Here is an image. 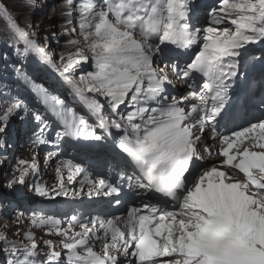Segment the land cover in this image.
I'll use <instances>...</instances> for the list:
<instances>
[{
    "label": "snow or ice",
    "instance_id": "6c2138e0",
    "mask_svg": "<svg viewBox=\"0 0 264 264\" xmlns=\"http://www.w3.org/2000/svg\"><path fill=\"white\" fill-rule=\"evenodd\" d=\"M24 6L34 5L24 0ZM59 7L62 34L79 37L67 41L71 51L49 52L32 25L21 27L2 3L0 24L7 45L55 74L58 86L87 113L86 118L25 76L58 122L55 142L83 139L109 151L116 180H93L81 163L64 160L55 168V186L36 184L34 191L50 199L103 195L120 205L127 182L130 193L151 202L105 219L73 213L66 217L67 227L56 215L33 213L23 236L18 227L0 230L7 264H264V99L255 121L220 131L233 122L227 101L239 75V57L250 45H264V0H215L203 23L197 0H61ZM74 13L76 26L70 28ZM189 52L183 66L164 58ZM252 59L264 62V54ZM86 63L91 70L78 71ZM168 69L192 90L166 103V85L172 84ZM197 80L199 91L188 83ZM189 99L197 103L183 106ZM21 111L28 108L20 99L7 98L0 108V133ZM33 115L40 131L32 144L49 143L43 138L49 124ZM213 154L223 158L219 164L197 163ZM56 155L49 152L45 164ZM18 165L5 185L10 192L36 172V156ZM77 182L80 187L70 192L67 185ZM16 211L19 225L25 215ZM31 229H46L45 237L61 239H43L41 248Z\"/></svg>",
    "mask_w": 264,
    "mask_h": 264
},
{
    "label": "rangeland",
    "instance_id": "374dc122",
    "mask_svg": "<svg viewBox=\"0 0 264 264\" xmlns=\"http://www.w3.org/2000/svg\"><path fill=\"white\" fill-rule=\"evenodd\" d=\"M0 3L5 5L8 9H10L13 12L12 15L20 22L21 25L26 26L27 24L30 23L33 27V30L34 31L37 30L36 31L37 36L42 38L44 41H45V37H47V42H45L47 47H49V44L47 43H49V39L54 30L59 31L57 37H60V33L62 32V27L64 24V18H62L60 13L58 12L53 13L54 8L50 0H32V4L34 5L33 7H25L24 0H0ZM197 4L199 6L198 14L200 16L201 23H203L204 15H205V14L203 16L201 15L203 9L209 10L210 7H213L215 5L203 4L201 1H198ZM30 13H32V15H30ZM52 17L61 19L60 24L54 28L48 26L49 19H51ZM75 26H76V21L74 18L73 25H69V27L71 28ZM41 30H43L44 32L43 34H41L40 32ZM78 31L79 29L77 27V32ZM62 37L63 39H68L70 35H63ZM75 38L78 39L79 37L76 36ZM254 52L255 54L258 53V51H254ZM15 58L19 63L22 60V58H20L18 54L15 55ZM259 63H263V62L259 61ZM87 64L88 63H86V66L89 65L87 67V71L91 70L90 63L88 65ZM48 74L50 73L38 68L37 65H34L29 69L28 75L35 82H38L39 79L44 80L41 85L42 86L46 85L47 86L46 89H48L50 93L55 95L57 91L54 90V87L57 85V82L55 79L53 80L51 79L52 74H50V76H48ZM0 86L2 87V90H0V108L4 107L7 98H18L27 106L28 108L27 113L28 116L30 117L28 124L26 125L22 124V122L18 120L20 115L16 116L15 119H12V122L7 126L8 130L12 129V136L10 139L6 141L5 147L0 149V179H1L0 198L2 199L3 202L12 203V208L9 213H6V211L3 209L0 210V212L2 213V217H4V219H0V230L12 232L15 228L18 227L20 229V235H22L26 231V229H28V227L26 226L25 223L16 225L14 221L16 219V214H17L16 210L22 212L23 210H25L26 204H31L27 200V196L31 195V190L30 188H28L29 187L28 185L30 184L32 185L34 183L42 184V185L46 184L47 180L42 178L41 175L37 173L39 172L40 174L41 173L44 174L43 176L49 175L51 176L50 178H54L55 168L57 167V164L61 161L69 160L71 158V155L75 157L76 153L70 154V149L67 147V145L64 143L63 140L59 141L58 143L55 142L56 137L54 132L57 131L58 126L56 123L54 124L53 121L48 120V118L44 113V111H46L44 106H42L41 103L31 95L33 93L34 96L37 97L36 93L32 91L29 85H27V89L32 93H29V91L26 88L22 87V85L18 82V80L14 78L9 80H5L4 78L0 79ZM68 102L66 101V104L68 107H70L69 106L70 101ZM21 113L22 112H20V114ZM79 113L82 114L81 112ZM33 114L41 115V117L44 120H46V122L50 125L47 129H45L44 137H43L44 139L48 140L49 143L39 146H34L32 144V140L35 138V135L38 134L40 131V125L35 121ZM3 134L4 133L0 134V138L2 137ZM78 143H81V140H78ZM49 152L57 153V155L53 157V159L48 160L46 165L45 160ZM33 155L36 156V163L38 166L36 172L26 177L25 185L16 186V187L18 186L20 187L19 190L10 192L5 185L7 184L8 180L12 179L14 169H16L19 166L18 161L23 160V161H28L30 163L32 162ZM74 163H80V162L76 161ZM46 167L49 168L50 174L47 170H45ZM15 174L19 175V172H16ZM46 177L48 178V176ZM19 192L22 194L18 195ZM65 201L70 202L72 200L66 199ZM42 204L44 205L43 207L46 210L45 214L47 215L55 214V211L58 208L64 209L66 207V205L62 203V200L42 202ZM33 233L35 237H40L41 241L43 239H50L42 235L41 231L40 233H35V232ZM9 237H11V239L16 238L15 235H9ZM8 259L9 257L6 254H4L2 251H0V264H7Z\"/></svg>",
    "mask_w": 264,
    "mask_h": 264
},
{
    "label": "trees",
    "instance_id": "16d2710c",
    "mask_svg": "<svg viewBox=\"0 0 264 264\" xmlns=\"http://www.w3.org/2000/svg\"><path fill=\"white\" fill-rule=\"evenodd\" d=\"M50 2H52L53 4V8L55 9V11H53V13H61V7H59L60 3H61V0H50ZM8 9V8H7ZM8 11L12 14L13 12L8 9ZM30 12V11H29ZM30 15H32V13H30ZM57 15V14H56ZM74 15V18L77 16L76 13L73 14ZM59 17V16H58ZM60 18H56V17H52L51 19H49V24L48 26L50 27H56L60 24ZM76 21V20H75ZM20 24V22H19ZM21 27H24L23 25L20 24ZM37 31V30H36ZM41 34H43V30L40 31ZM59 31L58 30H54L53 33L51 34V37L49 39V47H47V45L45 44V41L40 38L39 36H36L35 38L38 39V41L47 48V50L51 53H53L54 55L56 54H60L64 51H71L73 49H71L68 45H67V41L69 39H76L75 37L77 35L75 34H72L70 33V37L68 39H63V34L62 32L60 33V37H57ZM14 53H16L15 51V48L14 47H9L7 45V42H6V37H5V34H4V29H3V25L0 24V65L1 67H3L4 69H9V68H12L14 71H17V63L15 62V59L13 58L14 56ZM24 64H26L27 66H31L33 64H35L34 62L32 61H23ZM23 76L22 73H19L18 76ZM17 115H13L9 118V123L10 124L12 122V119H15ZM24 118L20 119L19 120H22L23 122H27V116L26 114H23L22 115ZM0 126H3L2 124H0ZM11 130V129H9ZM9 130L7 129V132L4 133L2 135V137L0 138V140L3 141V143H0V149L4 148L5 146V139L7 138V135L9 133ZM1 134V133H0ZM0 182H1V179H0Z\"/></svg>",
    "mask_w": 264,
    "mask_h": 264
},
{
    "label": "bare ground",
    "instance_id": "6f19581e",
    "mask_svg": "<svg viewBox=\"0 0 264 264\" xmlns=\"http://www.w3.org/2000/svg\"><path fill=\"white\" fill-rule=\"evenodd\" d=\"M8 10V9H7ZM254 45H250L248 46V49L250 50ZM248 50V51H249ZM246 52H244L242 54V56L245 55ZM192 55V54H191ZM189 55V57L191 56ZM241 56V57H242ZM239 57V58H241ZM262 66V64H261ZM264 67V65H263ZM246 71V69L244 70V72ZM169 75V78L171 77V75L168 73ZM238 87V86H237ZM166 88H167V95H168V99H171L173 96H175L177 99H180L182 97V94L184 93V89L183 88H178V85H174L173 83L172 84H169V85H166ZM66 88H62V91L64 93V90ZM182 89V90H181ZM240 90V89H239ZM61 93V94H63ZM73 105H77V101L74 99L72 101ZM79 109H82L84 110L81 106ZM85 111V110H84ZM44 175V174H43ZM46 176H49V175H46ZM43 177L44 179L47 180V183L50 181L49 178L47 177ZM51 177V176H49ZM78 181V180H77ZM69 189V191H73L75 189H78V182L75 183V184H72L70 187H67ZM85 191H87L85 189ZM71 197V195L69 196ZM75 199V203L74 204V209H72L71 211L75 213H77L78 215L82 216V217H87V216H98L99 218L101 219H104V218H107L105 216H110L109 213H110V210H106L104 208V205L109 203V201H113L114 197H105L103 195H100V196H93L91 199H89V197L85 194L84 196L80 197V198H74ZM83 201H89V202H92L91 203V206H87L86 208H83L82 205H83ZM80 203V204H79ZM113 208H111L112 210ZM62 220H65V224H67L66 222V216H62L61 217ZM62 225V226H63ZM78 228V227H77ZM79 229V228H78ZM97 252H99L98 250H96Z\"/></svg>",
    "mask_w": 264,
    "mask_h": 264
}]
</instances>
